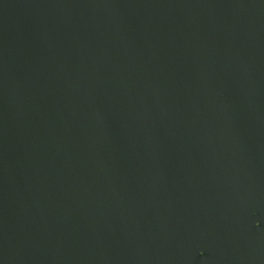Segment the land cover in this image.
Segmentation results:
<instances>
[{
	"label": "water",
	"instance_id": "95a60500",
	"mask_svg": "<svg viewBox=\"0 0 264 264\" xmlns=\"http://www.w3.org/2000/svg\"><path fill=\"white\" fill-rule=\"evenodd\" d=\"M0 264H264V0H0Z\"/></svg>",
	"mask_w": 264,
	"mask_h": 264
}]
</instances>
